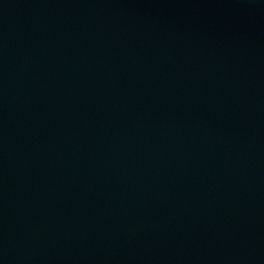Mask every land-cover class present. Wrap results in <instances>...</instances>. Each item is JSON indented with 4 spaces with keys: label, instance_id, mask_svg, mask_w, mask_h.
Segmentation results:
<instances>
[{
    "label": "water",
    "instance_id": "obj_1",
    "mask_svg": "<svg viewBox=\"0 0 264 264\" xmlns=\"http://www.w3.org/2000/svg\"><path fill=\"white\" fill-rule=\"evenodd\" d=\"M0 264H264V0H0Z\"/></svg>",
    "mask_w": 264,
    "mask_h": 264
}]
</instances>
